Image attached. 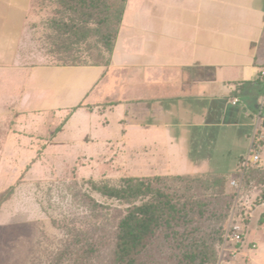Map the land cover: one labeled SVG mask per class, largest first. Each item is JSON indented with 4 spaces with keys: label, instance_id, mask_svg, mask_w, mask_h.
<instances>
[{
    "label": "crops",
    "instance_id": "obj_1",
    "mask_svg": "<svg viewBox=\"0 0 264 264\" xmlns=\"http://www.w3.org/2000/svg\"><path fill=\"white\" fill-rule=\"evenodd\" d=\"M47 7L40 0H0V27H41L25 21ZM18 46L13 31L0 30V69L7 70L0 90L21 96L19 114L64 121L70 141L110 138L108 131L124 126L168 148L175 129L202 128L222 159L225 151L232 158V146H242L257 119L264 126V0H127L108 66H58L46 52L33 57ZM112 68L131 71L109 91ZM186 111L193 112L188 120ZM104 123L110 130L92 129Z\"/></svg>",
    "mask_w": 264,
    "mask_h": 264
},
{
    "label": "rangeland",
    "instance_id": "obj_2",
    "mask_svg": "<svg viewBox=\"0 0 264 264\" xmlns=\"http://www.w3.org/2000/svg\"><path fill=\"white\" fill-rule=\"evenodd\" d=\"M57 9V5L49 4L42 13L35 11L37 17L33 14L27 16L30 18L25 24H39L41 27H0V30L13 31L19 46L29 50L33 57L42 55L47 52V44L43 43L45 27L41 22L57 15ZM6 71L0 69V73ZM122 72L120 68H112L108 74L110 83L104 88L109 91L119 89L122 85L118 84V78ZM21 99L19 95L11 98L0 90V195L16 185L22 175L13 198L0 211V264H37L40 258L45 260L52 252L63 249L74 231H89L97 224L110 229L115 227L119 209L126 205L91 193L87 184L89 180L117 182L128 177L219 174L227 176L231 183L241 179L244 158L250 155H257L259 161L254 165L264 169L262 119L259 124L257 119L253 132L246 131L242 146H232V158L225 151L221 159L219 148L210 147L202 128L175 129L179 134L172 139L171 148L156 140L151 142L144 136H136L133 129L125 132L122 130L124 126L108 131L110 138L102 135L92 138L90 135L86 142L70 141L63 136L64 121L62 124L55 120L54 125L46 117L42 119V115L19 114ZM115 99L118 100L119 96ZM192 113L184 112L183 118L190 119ZM142 116L147 118L144 111ZM170 116L178 120L177 116ZM107 126L104 123L101 128L92 129L101 133L110 130ZM195 133L200 136H194ZM249 133L252 134L248 136ZM164 141L168 143V138ZM28 166L29 170L25 172ZM229 183L226 184L228 192L231 191ZM80 190L90 192L105 205L101 217L94 219L91 211L79 201ZM263 191L264 184L256 183H252L247 191L243 188L240 195L236 190L232 210L238 208L236 203L245 206L249 229L236 258L224 253V242L217 245V264H264ZM241 208L244 207L238 209ZM228 223L229 220L226 227Z\"/></svg>",
    "mask_w": 264,
    "mask_h": 264
},
{
    "label": "trees",
    "instance_id": "obj_3",
    "mask_svg": "<svg viewBox=\"0 0 264 264\" xmlns=\"http://www.w3.org/2000/svg\"><path fill=\"white\" fill-rule=\"evenodd\" d=\"M126 3L40 0V6H58L57 15L41 22L46 53L55 60L52 64L110 65ZM260 84L264 89L262 77ZM246 87L237 89L243 92ZM255 166L250 162L243 168L246 191L252 183L264 184V169ZM21 178L0 195V211L13 198ZM229 182L219 174L89 180L91 193L126 205L119 209L115 227L97 224L89 231H74L63 249L45 260L40 258L37 264H217L216 247L224 242L236 199V189ZM91 193L80 190L79 201L98 219L105 205Z\"/></svg>",
    "mask_w": 264,
    "mask_h": 264
},
{
    "label": "built area",
    "instance_id": "obj_4",
    "mask_svg": "<svg viewBox=\"0 0 264 264\" xmlns=\"http://www.w3.org/2000/svg\"><path fill=\"white\" fill-rule=\"evenodd\" d=\"M260 76L264 80V68L260 71ZM238 103V100L234 101V105ZM264 104V101H263ZM260 122V119L258 120V124ZM259 161V157L257 155H250L247 159H244V165L245 167L250 163H256ZM243 181H244V172L241 175V179L239 180H233L231 182V186L238 191V194L243 190ZM238 195V198H239ZM239 201V200H238ZM240 204V203H239ZM236 205L244 207L241 209H234L228 223L225 239H224V245H223V251L224 253H228L231 257L236 258L240 251L242 250V246L244 244L245 235L247 230L249 229V217L247 216V213H244L247 209L243 205ZM253 248L255 249L256 246L253 245Z\"/></svg>",
    "mask_w": 264,
    "mask_h": 264
}]
</instances>
